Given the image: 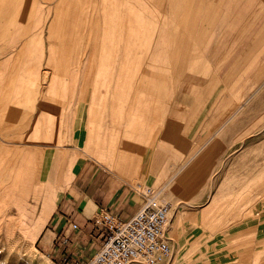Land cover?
<instances>
[{
	"label": "crops",
	"instance_id": "obj_1",
	"mask_svg": "<svg viewBox=\"0 0 264 264\" xmlns=\"http://www.w3.org/2000/svg\"><path fill=\"white\" fill-rule=\"evenodd\" d=\"M138 185L179 264H264V0H0V196L37 254L86 264Z\"/></svg>",
	"mask_w": 264,
	"mask_h": 264
},
{
	"label": "built area",
	"instance_id": "obj_2",
	"mask_svg": "<svg viewBox=\"0 0 264 264\" xmlns=\"http://www.w3.org/2000/svg\"><path fill=\"white\" fill-rule=\"evenodd\" d=\"M136 190L143 203L130 219L123 221L104 209L97 213L105 238L86 264H172L174 252L167 238L172 207L160 202V190L146 185Z\"/></svg>",
	"mask_w": 264,
	"mask_h": 264
},
{
	"label": "rangeland",
	"instance_id": "obj_3",
	"mask_svg": "<svg viewBox=\"0 0 264 264\" xmlns=\"http://www.w3.org/2000/svg\"><path fill=\"white\" fill-rule=\"evenodd\" d=\"M44 80L47 81L48 77H45ZM1 188L3 191L2 196H0V264H27L25 258L31 255L32 252L26 247L25 240L21 236L22 234L19 231L15 234L9 232L12 225L8 221L17 213V210L13 207L14 205L10 204L12 192L10 189H7L9 187ZM35 198L37 199V196ZM28 203L29 205H33L35 202L28 201ZM173 252L172 264H179L178 253ZM32 256L34 257L32 264H47L37 253H32Z\"/></svg>",
	"mask_w": 264,
	"mask_h": 264
},
{
	"label": "bare ground",
	"instance_id": "obj_4",
	"mask_svg": "<svg viewBox=\"0 0 264 264\" xmlns=\"http://www.w3.org/2000/svg\"><path fill=\"white\" fill-rule=\"evenodd\" d=\"M23 178V177H22ZM25 179V178H24ZM26 180V179H25ZM30 180V179H28ZM29 182V181H27ZM26 184V183H25ZM21 185V184H20ZM28 185V184H27ZM26 185V186H27ZM30 185V184H29ZM28 185V186H29ZM33 184H31L30 186H32ZM19 186V185H18ZM27 186V187H28ZM15 187V186H13ZM26 187V188H27ZM16 188V187H15ZM21 189V188H20ZM26 190V189H24ZM30 190V189H29ZM22 191V190H21ZM23 193V192H22ZM25 193V192H24ZM23 193V194H24ZM25 195V194H24ZM30 195V194H29ZM10 204L16 205L18 208V213L15 214L11 220L8 221V223H10L12 226L9 229V232L11 234H15L17 231H19L22 235V237L25 240V245L27 248H29V250L34 254L37 253L36 250L33 247V240H34V235L32 234V227L27 225V220L29 219V215L30 212L27 209L26 206V201L24 200V197H17L15 196L12 201L10 202ZM36 229V228H35ZM31 255H28L27 258H25V262L27 264H32L34 257ZM45 263L50 264L49 262H47V260H44ZM132 264H141V263H132Z\"/></svg>",
	"mask_w": 264,
	"mask_h": 264
}]
</instances>
